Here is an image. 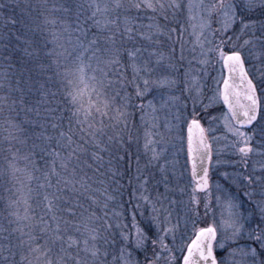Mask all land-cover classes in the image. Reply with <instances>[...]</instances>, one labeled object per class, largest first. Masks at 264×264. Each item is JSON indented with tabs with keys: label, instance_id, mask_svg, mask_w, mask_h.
<instances>
[{
	"label": "snow or ice",
	"instance_id": "obj_1",
	"mask_svg": "<svg viewBox=\"0 0 264 264\" xmlns=\"http://www.w3.org/2000/svg\"><path fill=\"white\" fill-rule=\"evenodd\" d=\"M7 6L0 0V9ZM15 7L20 8L18 18L8 22L18 23L19 29L0 37L7 41L0 46V61L8 62V67H14L15 61L19 68L14 84L6 71L0 72V89L7 87L9 93L0 95V111L7 106L14 113L7 121L13 130L9 137L27 148L22 156L14 154L9 168L13 175L20 171L29 182H37V195L42 196L46 211L38 220L27 214V208L24 216L10 213L16 227L9 231L0 226V234L8 233L0 235V240L6 241L0 243V264H159L162 260L173 264L175 257L166 240L171 237L175 241L180 224L172 223L171 213L163 208L167 196L158 193L154 201L141 194L138 199L151 210L132 213L133 230L120 223L122 213L109 207L117 201L109 186L116 185L113 191L123 195L120 180L124 172L113 162L118 164L130 155L126 147L132 141L128 128L134 113L130 109L140 110L141 121L146 119L145 108L153 113V131L144 134L148 156L144 168L158 164L163 155L158 149L163 135L155 116V102L159 100L172 117L164 119L166 130L186 128L192 176L197 177L198 169L202 173L196 190L209 196L207 165L213 149L208 134L217 130L213 125L226 133L213 139L228 140L230 136L226 147L235 149L245 168L250 154L264 155V62L257 68L252 50L244 51L248 45L264 46V0H106L103 7L91 0L89 7L94 11L84 20L80 19L82 5L67 0L56 10L68 16L75 13V25L61 21L63 33H51L54 47L48 50L49 41L44 40L34 51L19 47L21 42L31 46L33 41L25 37L39 31L27 10L31 5L21 7L17 3ZM185 11L189 21H197L191 25V51L200 49L203 59L198 63L206 67L212 54L219 65L217 75L211 78L210 95H205L198 76L183 69L186 29L178 17ZM149 12L152 15H146ZM213 17L219 25L216 29L212 28ZM144 19L150 22L144 24ZM45 23L55 25L57 21L46 19ZM172 24L177 27H170ZM206 33L219 39L213 43ZM245 36L249 38L238 43ZM137 37L148 41L151 50L137 46ZM48 57L52 59L45 64ZM259 57L264 61V51ZM129 69L131 79L126 75ZM148 96L153 98L145 104ZM17 119L21 123H15ZM121 151L124 155H119ZM15 161H22L25 167L18 169ZM38 163L44 167H37ZM137 165L135 178L141 180L139 159ZM89 171L93 175H88ZM160 171L164 172V167ZM260 171L264 173V167ZM255 172L254 168L250 175L233 174L228 188L216 185L226 196L224 200L220 195L215 197L221 209L218 221L214 215L213 223L198 226V214L195 220H185L179 249L183 264H264V174ZM148 183L149 178L144 177L139 187L147 191L144 186ZM92 184L100 187L93 188ZM164 187L166 193V179ZM90 192L93 195H87ZM95 193H100L102 200ZM81 197L90 201L91 211L82 205ZM16 204L10 200L8 207ZM134 207L139 209L141 204ZM209 207L205 203V215ZM77 209L83 211L78 215ZM137 214L144 218L143 227L136 222Z\"/></svg>",
	"mask_w": 264,
	"mask_h": 264
},
{
	"label": "rangeland",
	"instance_id": "obj_2",
	"mask_svg": "<svg viewBox=\"0 0 264 264\" xmlns=\"http://www.w3.org/2000/svg\"><path fill=\"white\" fill-rule=\"evenodd\" d=\"M6 1L11 2L13 0H6ZM32 1L33 3H35L37 0L36 1L32 0ZM15 2H17V0H15ZM32 8H30L31 10L30 13L35 20L34 15L37 14L36 13L37 9H35L34 7ZM42 8H44L43 9L44 18H43V22H41L40 25L47 27L51 24H46L45 20L55 19L57 21L56 24L59 26L57 30L60 31L61 29L64 28V24L61 22L59 23L58 21V19H62L63 17L60 14H64L62 11L56 10L59 8V6H55V7L51 6V1H50V3L47 6H44ZM51 10L53 14H58V15H55V17L52 18L50 14ZM146 15H152V13L149 12ZM187 16L188 14L185 11L181 13V15L178 17L181 24H183L184 28L186 29L183 36L184 49H185L184 52L185 60L183 61V69H187L193 76H198L200 78L201 83L204 84L205 95H210L211 94L210 90L212 88V79L210 77V73L211 71H214L217 75V71H218L216 69L218 65L215 67L213 64L216 58L214 55L209 54L208 59L210 62L206 67L198 63V60L203 59V57L199 55L200 49L196 47L195 52L191 51L193 48V41H194V37L191 35L192 32L191 25L197 23V21L195 20L189 21L187 19ZM215 19L216 18L213 17V23H212L213 29L219 27V25L215 22ZM149 22L150 21H148L147 19L143 20L144 24H147ZM66 23L69 24L68 22ZM161 23H163V21H161ZM37 24H39V22L35 20L34 25ZM72 24L73 23H70L69 25ZM170 27H177V25L172 24L170 25ZM141 31H146V29H141ZM229 34L231 35V33ZM205 35L207 36V39L212 40L213 43H215L216 40L219 39V36L213 38L212 36H208L207 33ZM256 35L259 36L260 33L257 32ZM248 38H249L248 36H245L238 43L242 44L243 40ZM136 45L151 50V46L149 42L146 40H142L139 37L136 38ZM128 46L131 47L132 45L129 44ZM210 46L211 45H206V47H210ZM175 47L177 50L176 55L178 58L180 45L177 43L175 44ZM249 49H251L254 56L257 57V59L254 60L256 67L257 68L261 67L262 62L264 61H262V59L259 57V54L262 51H264V46L257 44L255 47H253L252 45H248L246 46L244 51L247 52ZM163 51L167 53L168 49L165 48L163 49ZM145 58H147L146 53H145ZM189 61H191V64L188 63ZM248 67L251 68L252 65L248 63ZM205 72L208 73L207 76L205 75ZM126 75H128L129 79H131L130 69L126 73ZM152 98H153L152 96H148L147 99L143 102L147 104V100ZM134 103H140V101H134ZM155 106L157 108V112L155 113L156 123L159 124L158 130L163 135V139L158 145V149L163 150V155L161 156L159 163L154 164L147 169L144 168V165L147 163L148 160V156L145 155V150L143 147L144 134L145 131H153V129L151 128V123H152L151 118L153 116V113L148 108L144 109V114L146 116L145 121H141L140 119L141 112L139 109H130V111L134 113L133 117L130 118L129 120V128H128V132L132 136V141L130 145H126L127 150L130 153V155L128 156L129 160L126 157V159L123 161L127 163L126 164L127 166L125 168L126 170L133 169V172L131 171L129 172V173H133L132 176L130 174L131 185H132L131 188L133 190L134 201L137 200L136 204H141L140 212L144 211L145 209H148L149 212L151 210L149 205L145 204L143 201L138 199V197L141 194L149 196L154 201L158 193L167 196L168 199L163 200V208L167 209V211L171 213L172 223L179 222L180 228L177 229L175 241H173L172 238L169 237L166 240V243L172 249V253H177V252L181 253L179 249L182 246L181 236L185 234V229H184L185 220L188 218L195 220L197 219V214H198L200 220L198 226H203L205 224L213 223L214 215L218 221L221 209L217 206L215 197L217 195H220L222 200H224L226 199V196L223 192L217 191L216 185L219 184L222 188H228L229 185H231L232 180L234 178L233 174L242 173L243 175H250L253 173L254 168L256 169L255 172L256 175L264 174L261 173L260 171V169L264 167V155H258L256 153L250 154L246 160L247 167L245 168L244 162H242L240 155L235 151V149L231 147H226V145L228 144V140L232 139L230 136L228 140L213 139L214 136L223 137L224 135H226L222 127H219L218 125H213V127L216 128L217 130L214 133L208 134L213 149L210 174H209L211 195L209 196L208 192H199L196 190V182L193 180L191 176V168L187 155L186 128H184L182 131L175 129L171 132L167 131L165 128L164 119L165 117H167L168 119H172L170 111L169 109L161 108L159 100L155 102ZM204 126L205 128L208 127L206 123L204 124ZM156 138L158 140L160 139V137H156ZM19 152H20L19 149H17V151H13L11 156L12 159H14V154L15 156L20 155ZM122 155H124V153ZM137 159H139V167L143 170V176L141 177V180H137L135 178L137 176V167H138ZM217 160L220 161L219 164L216 163ZM16 167L18 169H23L25 166H22L21 164L16 162ZM161 167H164L165 169L164 172L160 171ZM125 169L123 170L125 171ZM225 173H228L229 175L225 176L224 175ZM18 176H25V174L23 172L18 171ZM144 177L149 178V183L144 186L147 189V191H144L139 187ZM165 179L167 180V186L169 189L166 193L164 187ZM19 188L23 193L26 192L25 188L22 187ZM25 201L27 200H24V204ZM195 201H198L199 203L196 204ZM205 203L210 204L207 215H205ZM156 206L157 208H160L161 204L158 202ZM30 207L32 211V209L34 208L32 203ZM116 212L119 211L116 210ZM31 213L33 212H30L29 216H31ZM33 214L35 216L37 215L35 212ZM147 214L148 213L145 212V215ZM139 216L142 218L141 225L143 227L144 218L141 215ZM161 219H163V213H161ZM0 243H3V241L0 240ZM166 255L167 254H165V256ZM217 258L219 259V255L217 256ZM109 259H111V257H109ZM159 264H164V261L163 260L160 261Z\"/></svg>",
	"mask_w": 264,
	"mask_h": 264
},
{
	"label": "trees",
	"instance_id": "obj_3",
	"mask_svg": "<svg viewBox=\"0 0 264 264\" xmlns=\"http://www.w3.org/2000/svg\"><path fill=\"white\" fill-rule=\"evenodd\" d=\"M36 1V0H35ZM51 1V6H60L61 3H66L67 0H37L35 3H33L32 0H15L11 2H7L4 0V2L8 5L4 9H0V37H3L5 35H11L13 32H16L19 29V24L17 23L16 25L11 24L9 21L10 18L16 19L18 18V14L20 12V8H16L15 5L19 3L21 7H26L27 5H31V8L34 7L37 9L36 15H34L35 20L39 22L37 25H33V27L38 26L39 31L35 35H29L26 36L25 39H31L33 41L32 45H26L23 42L19 44L20 49H23L25 47L28 48L29 51H34L39 49V43L47 40L49 41L47 44V49L50 50L54 47V45L51 43L52 40V32H57V33H63V29L58 31V25H49L47 27H44L40 25L41 22H43L44 14H43V9L42 7L47 6ZM97 2L100 4L101 7H103L104 3L106 0H97ZM73 4H80L82 5V8L79 9L83 14L81 15L80 19L84 20L85 17L90 16L91 12L94 11L93 8L89 7V4L91 3V0H72ZM42 8V9H41ZM15 9V10H14ZM33 9V8H32ZM29 12L31 11L30 8L27 9ZM51 17L54 18L55 15L58 14H53L52 10L50 11ZM62 15V19H58L59 23L61 21H64L65 23L68 22L73 23L72 26L75 25V13L72 15L68 16L66 14H60ZM109 15H112L109 13ZM102 18V17H98ZM17 34H19L17 32ZM6 40L0 39V46H2L4 43H6ZM66 47L69 48V45H66ZM58 50V49H57ZM19 55L23 56V52L21 51ZM88 56L91 55V53L87 54ZM51 57L45 58L44 63L48 64L51 61ZM87 62V61H86ZM14 67H8V62L6 61H0V72L6 71L9 74V79L13 82H15L16 79V71L19 68V64H16L15 61H13ZM95 63L93 62V67ZM47 75L50 76V73H47ZM8 95V90L7 87L0 89V95ZM16 96L13 94L12 99H15ZM34 99H39V97H34ZM10 103V101H9ZM10 116H14V113H10L8 110L7 106H4L3 110L0 111V226H3L5 229H8L9 231L11 228L16 227L15 223V217L10 216L11 212H18L21 216L25 215V210L27 208V213L29 215L30 212H35L37 215L35 216L33 213H31V216L35 217L36 220L39 219L41 214L45 213V208H44V202L42 199V196L37 195V182L35 180L29 182L28 179H26L25 176H18V172L13 175L12 170L9 168V162H13L12 159V152L17 151L19 149L20 155L22 156L26 151L27 148L24 145H21L20 143L17 142L15 139H11L9 137V132H12L13 130L9 128L7 121L9 120ZM15 123H21L20 119H17L14 121ZM38 131V130H37ZM20 139H24V137H20ZM60 151V149H57ZM91 150V149H90ZM124 152H120L119 155H122ZM17 156V157H18ZM128 158V157H127ZM37 161L40 160L39 157L36 158ZM82 159H86V157H82ZM105 159H108V156H105ZM129 160V158H128ZM22 166H25L22 161H15ZM89 163L91 161L89 160ZM59 162H57V165ZM124 161H120L118 164L114 161L113 166L117 168L118 171L124 172V178L120 180V184L124 185L123 188L120 189V192L123 193L122 196L118 195L116 192L113 191V189L116 188V185H111L109 186V192H111L113 195L117 196V201L114 203H111L109 207L111 209H115L119 211V213H122V216L120 218V223L123 225H127V228L129 230H133V224H132V213L140 212V208L137 209L134 207V205L137 203V200L134 201L133 198V190H132V185L131 183L129 184L128 181L131 180V176L133 173H129L130 171L133 172V169L131 170H126V165ZM37 167L43 168L44 165L42 163H38ZM95 167V165H93ZM125 169V171L123 170ZM57 171H60L59 167H57ZM131 174V176H130ZM34 176H39L40 172H33ZM88 175H93L92 172H88ZM133 181V180H132ZM91 183V181H90ZM19 187L25 188L26 192H22ZM93 188L100 187L98 184H92ZM130 187V188H129ZM87 195H93V193H88ZM97 199L102 200V196L100 193H95L94 194ZM16 201L17 204L13 208L8 207V202L9 201ZM24 200H27L28 203L27 205L24 204ZM82 205H84L85 208H88L89 211H91L90 207V201L87 200L84 197L80 198ZM31 203L33 204V209L31 211ZM60 207H67V205L61 204ZM78 215L83 209H77L76 210ZM59 214V213H58ZM87 215V213H84ZM129 216V217H128ZM72 219V218H69ZM13 220L12 224H9L8 221ZM141 220L142 218L139 216V214L136 215V222L142 227L141 225ZM35 222V221H33ZM205 226V225H203ZM7 232H4L0 235H7ZM80 238V237H78ZM3 241V240H1ZM3 243H6V241H3ZM151 254V252H150ZM174 257L175 255L177 258L181 257V254L178 255L176 253H173ZM19 257H17L18 259ZM176 258V257H175Z\"/></svg>",
	"mask_w": 264,
	"mask_h": 264
},
{
	"label": "flooded vegetation",
	"instance_id": "obj_4",
	"mask_svg": "<svg viewBox=\"0 0 264 264\" xmlns=\"http://www.w3.org/2000/svg\"><path fill=\"white\" fill-rule=\"evenodd\" d=\"M214 66L216 67L218 64L216 63V60H214L213 62ZM246 66L248 67V63L246 62ZM216 69H219V65L216 67ZM216 75V73L214 71H211L210 73V77H214ZM211 166V165H210ZM209 174H210V170H209ZM210 181V178H209ZM204 192V191H203ZM176 254L180 255L181 253L177 252ZM175 261L173 262V264H182V259L181 257L177 258V256L175 255Z\"/></svg>",
	"mask_w": 264,
	"mask_h": 264
},
{
	"label": "water",
	"instance_id": "obj_5",
	"mask_svg": "<svg viewBox=\"0 0 264 264\" xmlns=\"http://www.w3.org/2000/svg\"><path fill=\"white\" fill-rule=\"evenodd\" d=\"M208 139H209V136H208ZM209 141H210V139H209ZM188 160H189V164H190V168H191V176H192V165H191V161H190L189 158H188ZM210 165H211V163H209V164L207 165V167H208V180H209V170H210ZM197 171H198V175H197V177H193V176H192L193 180L196 182V186H197V182H198V180H199V178H200V175H202V173H199V169H198ZM209 185H210V181H209ZM197 191H199V190H197ZM200 192H203V191H200ZM182 264H183V262H182Z\"/></svg>",
	"mask_w": 264,
	"mask_h": 264
}]
</instances>
